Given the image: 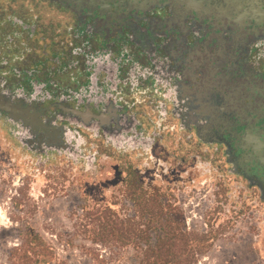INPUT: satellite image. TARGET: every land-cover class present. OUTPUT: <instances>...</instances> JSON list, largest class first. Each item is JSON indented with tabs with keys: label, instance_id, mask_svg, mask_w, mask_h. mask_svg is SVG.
<instances>
[{
	"label": "flooded vegetation",
	"instance_id": "obj_1",
	"mask_svg": "<svg viewBox=\"0 0 264 264\" xmlns=\"http://www.w3.org/2000/svg\"><path fill=\"white\" fill-rule=\"evenodd\" d=\"M113 1L102 0V11L109 15L113 28L106 37L118 35V31L126 28L121 50L110 41L105 49L95 43L84 45L86 51L91 54L101 50L106 61H114L121 69L127 66L133 70L138 64H146L150 56L140 48L141 39L145 40L147 48L152 47L155 51L151 59L156 55L158 62L170 63L174 68H177L176 64L181 66L180 60H173L174 50L188 52L191 47L201 46L217 52L224 48L223 70L232 73L236 65V71L239 70L234 75L228 72L215 75L214 99L220 101L221 92L227 87L233 89L236 97L235 104L225 114L227 120L212 131L202 127L209 123L202 116L192 126H185L164 99L169 98L175 81L162 86L146 77L141 84L144 91H155L161 94L162 100L146 109L135 99L136 90L129 89L133 97L127 107L138 113V120L126 134V139L118 134L116 139L110 140L103 131L99 134L96 130L72 127L65 132L75 142L70 150L59 146L54 150L36 147L30 139L31 131L35 132L38 125L36 118L42 116L45 126L44 122L51 117L47 114L54 106L65 110L72 107H69L71 102L64 93L59 101L51 99L54 93L47 85V79L39 78L33 67V51L50 55V41L55 37L53 29L61 28L66 33L67 28L61 24L67 13L76 12L79 6L68 0H0L2 154L11 155L15 162L23 160L35 170L59 164L84 168L93 175H101L103 165L110 161L116 173V183L129 178L144 183L141 175L153 171L158 177H174V182L191 180L195 176L206 177L202 183H208L213 190L216 186L214 178L218 176L226 183L233 182L235 186L231 192L234 189L247 191L246 197L252 196L253 206L257 205V218L264 216V0H211V7L204 12L212 25L201 23L196 32L188 21L186 29L182 30L177 23L169 25L167 17L150 11L133 13L124 5H113ZM53 12L58 14L53 15ZM144 18L149 21L148 27L141 20ZM190 31L195 32V39L188 38ZM76 42L80 44L84 40H75L71 47L74 52L81 47ZM78 64L75 62V66ZM98 76L95 75L94 79ZM171 76L178 79L181 73ZM83 91V84L71 91V97L75 99L72 104L76 107L84 99L79 96ZM123 91L117 98H122ZM238 147L243 149L237 150Z\"/></svg>",
	"mask_w": 264,
	"mask_h": 264
},
{
	"label": "rangeland",
	"instance_id": "obj_2",
	"mask_svg": "<svg viewBox=\"0 0 264 264\" xmlns=\"http://www.w3.org/2000/svg\"><path fill=\"white\" fill-rule=\"evenodd\" d=\"M2 152L0 144V264H141L145 245L91 240V230L108 211L118 221L145 220L126 196L134 188L130 178L116 183L112 162L103 165L101 175L59 164L35 170ZM141 177L144 183L135 181L138 190L159 196L190 235L192 264H264V216L257 218L247 191L231 192L233 182L218 176L213 190L202 176L174 182L147 171ZM33 232L50 248L29 241Z\"/></svg>",
	"mask_w": 264,
	"mask_h": 264
},
{
	"label": "crops",
	"instance_id": "obj_3",
	"mask_svg": "<svg viewBox=\"0 0 264 264\" xmlns=\"http://www.w3.org/2000/svg\"><path fill=\"white\" fill-rule=\"evenodd\" d=\"M130 1L136 6L146 9H161L170 3L172 12L166 15L169 18V25L177 23L182 30H185L187 26L186 20L179 16L182 8L189 7L207 11L211 7V0ZM164 1L165 4L162 3ZM148 2L149 5L147 6ZM54 14L58 13L53 12ZM189 33L191 34V31ZM139 45L144 51L149 52L150 56L155 54L152 47L147 48L144 39H141ZM79 49H82L87 57L83 56V59L77 61L79 62L78 65L69 69L68 78L69 82H71L72 76H77L76 78L79 79V83L71 82V88H73L71 91H76L83 84L85 91L79 93L81 99L84 98L83 103H79L77 107L75 104L70 103L69 107L72 108H68V110L63 109L61 106H54L51 113L47 114L51 117L44 122L45 126L42 124L44 121L42 116L36 118L38 125L35 132H32L31 128V134H29L31 144L43 148L42 150H54L57 146L70 150L75 142L65 132L72 127L85 128L90 131L96 130L99 134L103 131L107 136H110V140L116 139L119 135L122 139H126V134L131 132L135 125L133 123L138 120L136 117L138 113L127 107L130 102L125 103L121 97L117 98V96L121 90H124V87H127L128 89H135L139 99L146 97L141 85L146 77L155 80L162 86H168L171 81H175L174 89L171 92L169 91V98L165 97L164 99L167 101L168 108L173 109L176 117L185 126H192L202 116L209 121V123H204L205 125H202V127L212 131L216 125L218 126L227 120L225 114L235 104L236 97L233 94V89L230 90L229 87L221 92L220 101L214 99L215 75L230 73L228 69L223 70L224 64L222 61L226 53L224 48H220L217 52H211L208 48L201 46L194 49L191 47L188 52L179 49L174 50L173 60H180L182 70L178 64H176L177 68H174L170 63L158 62L159 57L156 55L152 59L148 56L146 64H138L133 70L127 66L121 69L114 61H106L101 50L90 54L84 46L79 47L77 50ZM55 55L58 59L59 53ZM79 57L82 56L76 58ZM54 65L57 66L58 62H54ZM236 69H238L237 65L230 74H238L239 70L236 71ZM180 73L181 78L175 79L171 76ZM98 74L97 79H94V76ZM103 76L106 77L105 81L102 79ZM109 83L112 87L108 85ZM72 93H65V95L70 97ZM73 107H76L75 110Z\"/></svg>",
	"mask_w": 264,
	"mask_h": 264
},
{
	"label": "water",
	"instance_id": "obj_4",
	"mask_svg": "<svg viewBox=\"0 0 264 264\" xmlns=\"http://www.w3.org/2000/svg\"><path fill=\"white\" fill-rule=\"evenodd\" d=\"M71 3L79 6L72 14H67L64 18V22L61 25H64V29L67 28V32H63V29H58L54 31L55 37L50 41L52 47L51 54L41 55L34 50V56L32 57L33 67L39 78L47 79V85L50 87L51 91L54 93V97L51 98L54 101H59L60 96L64 93L68 94L73 88H71V82L79 83V79L76 77L71 78L69 82L68 71L72 66H75V62L83 59V56L87 57L85 52L76 53L71 48L76 39L84 40L83 43L76 42L80 46L92 45V43L97 44L100 49H105L108 47L109 42L112 41L118 47L119 51L121 50V39L124 38L126 34V28L122 31H118V35L113 34L110 37H106V34L110 33L113 29L109 23L110 17L106 12L102 11L103 2L102 0H78V2L71 1ZM113 5H124L129 11L133 13L138 12L140 14H146L147 11L154 12L160 17H166L168 13L172 12V6L170 3L167 6L161 9H146L143 7H138L130 0H114ZM131 12V13H132ZM133 16L137 18L134 14ZM180 18L185 19L190 22L192 28L198 30L201 23H209V16L199 9H191L189 7H184L180 11ZM144 26H149V21L147 19H141ZM77 23V26H75ZM113 26V24H112ZM165 30L169 33V28L165 24ZM69 27V29H68ZM79 32V34L76 33ZM180 32V31H179ZM195 32L188 35L189 39H195ZM61 48V49H60ZM59 53L58 59H54L53 56ZM80 54V55H79ZM56 56V55H55ZM77 56H82L76 58ZM54 62H58V65L55 66ZM80 74V73H79ZM103 81L106 80V77H102ZM146 97L140 99L141 106L149 109L151 105H157L162 100L161 94L157 92L147 91L145 92ZM122 101L125 103L131 102L132 97L129 89L124 87V91L121 93ZM69 102H75L74 98L69 97ZM243 148L238 147L237 150H242ZM254 167V166H252Z\"/></svg>",
	"mask_w": 264,
	"mask_h": 264
},
{
	"label": "trees",
	"instance_id": "obj_5",
	"mask_svg": "<svg viewBox=\"0 0 264 264\" xmlns=\"http://www.w3.org/2000/svg\"><path fill=\"white\" fill-rule=\"evenodd\" d=\"M134 188L127 191L126 196L131 199L143 222L131 223L118 221L111 216V211L97 227L91 230L92 242L118 241L125 245L147 246L143 251L141 264H192L195 262L193 249L190 247V235L182 230L181 223H175L170 216V210L162 203L159 196H149L146 192L138 190L136 179H129ZM134 182V183H133ZM151 200L153 206L147 202ZM152 232L156 239L152 241ZM29 241L37 240L36 244L47 247V243L40 234L29 233ZM200 238L205 241V235ZM28 238V236H27ZM50 248V246H48ZM30 251V248H27Z\"/></svg>",
	"mask_w": 264,
	"mask_h": 264
},
{
	"label": "built area",
	"instance_id": "obj_6",
	"mask_svg": "<svg viewBox=\"0 0 264 264\" xmlns=\"http://www.w3.org/2000/svg\"><path fill=\"white\" fill-rule=\"evenodd\" d=\"M135 99L137 100V101H139L140 102V99L138 98V97H135ZM199 203H197V205H198ZM52 236H54L55 238H56V235L55 234H52Z\"/></svg>",
	"mask_w": 264,
	"mask_h": 264
}]
</instances>
